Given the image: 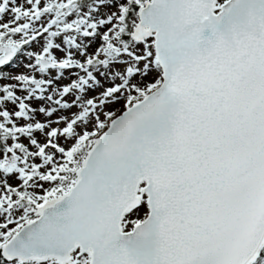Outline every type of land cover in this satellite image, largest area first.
<instances>
[{
    "label": "snow or ice",
    "instance_id": "obj_1",
    "mask_svg": "<svg viewBox=\"0 0 264 264\" xmlns=\"http://www.w3.org/2000/svg\"><path fill=\"white\" fill-rule=\"evenodd\" d=\"M0 264H264V0H0Z\"/></svg>",
    "mask_w": 264,
    "mask_h": 264
}]
</instances>
